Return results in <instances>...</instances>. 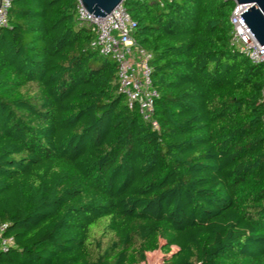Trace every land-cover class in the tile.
Returning a JSON list of instances; mask_svg holds the SVG:
<instances>
[{"label": "trees", "instance_id": "1", "mask_svg": "<svg viewBox=\"0 0 264 264\" xmlns=\"http://www.w3.org/2000/svg\"><path fill=\"white\" fill-rule=\"evenodd\" d=\"M77 4L10 0L0 28V264H264V66L235 3L124 0L158 129Z\"/></svg>", "mask_w": 264, "mask_h": 264}, {"label": "built area", "instance_id": "2", "mask_svg": "<svg viewBox=\"0 0 264 264\" xmlns=\"http://www.w3.org/2000/svg\"><path fill=\"white\" fill-rule=\"evenodd\" d=\"M244 5L235 3V9L231 14L230 22L233 28L231 44L245 54L253 64L264 66V46L257 42L239 15L240 6ZM9 7L10 0H0V28L8 27ZM76 10L78 20L88 25L95 34L91 47L102 57L116 63L119 92L126 97L129 108L138 107L144 121L150 122L158 129V124L152 117L155 101L159 97L151 79L153 58L135 43L133 37L136 22L130 17L123 3L106 17L89 14L80 0ZM261 96L264 102V85ZM4 231L5 226L0 227V252H5L14 245L13 239L3 237Z\"/></svg>", "mask_w": 264, "mask_h": 264}, {"label": "water", "instance_id": "3", "mask_svg": "<svg viewBox=\"0 0 264 264\" xmlns=\"http://www.w3.org/2000/svg\"><path fill=\"white\" fill-rule=\"evenodd\" d=\"M89 14L95 17H106L124 0H80ZM244 5L240 6V16L251 30L257 42L264 46V0H227Z\"/></svg>", "mask_w": 264, "mask_h": 264}, {"label": "rangeland", "instance_id": "4", "mask_svg": "<svg viewBox=\"0 0 264 264\" xmlns=\"http://www.w3.org/2000/svg\"><path fill=\"white\" fill-rule=\"evenodd\" d=\"M176 251V248H172L170 255ZM164 257V254H162L160 251L147 254V262L145 264H164Z\"/></svg>", "mask_w": 264, "mask_h": 264}, {"label": "crops", "instance_id": "5", "mask_svg": "<svg viewBox=\"0 0 264 264\" xmlns=\"http://www.w3.org/2000/svg\"><path fill=\"white\" fill-rule=\"evenodd\" d=\"M149 254H151V253H149Z\"/></svg>", "mask_w": 264, "mask_h": 264}]
</instances>
